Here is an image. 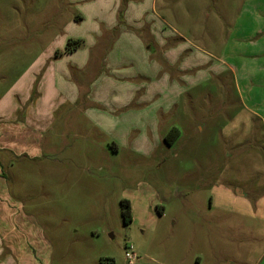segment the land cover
Instances as JSON below:
<instances>
[{"label":"rangeland","instance_id":"1","mask_svg":"<svg viewBox=\"0 0 264 264\" xmlns=\"http://www.w3.org/2000/svg\"><path fill=\"white\" fill-rule=\"evenodd\" d=\"M217 2L218 15L225 4ZM207 5L215 13L213 0ZM73 8L67 0H0V121L51 126L35 156L15 155L4 169L2 199L17 228L46 239L49 264H264V126L242 108L233 60L212 58L210 43L201 54L220 72L181 86L167 115L148 109L129 112L127 126H82L57 100L53 110L42 104L52 93L43 60ZM222 29L205 35L220 39ZM173 127L179 136L167 142ZM19 133L0 134L3 145L18 143Z\"/></svg>","mask_w":264,"mask_h":264},{"label":"crops","instance_id":"2","mask_svg":"<svg viewBox=\"0 0 264 264\" xmlns=\"http://www.w3.org/2000/svg\"><path fill=\"white\" fill-rule=\"evenodd\" d=\"M193 2L197 13H192ZM207 2L67 0L75 15L45 54L42 84L52 93L45 94L42 104L53 110L57 100L63 115L82 119V126L86 120L93 126H127L129 112L148 109L167 115L176 107L172 97L180 94L181 86L205 81L209 71L220 72L218 67L207 69L208 56L201 54L211 43L216 51L212 58L233 60L230 68L242 108L264 126V0H223L225 7L218 15L217 0H213L215 13H208ZM220 22L230 31L223 30ZM218 27L225 36L205 35ZM69 40H80L81 47L67 52ZM12 104L16 109L17 103ZM158 120L156 126L166 124ZM50 127L30 125L28 118L0 121V134L20 132L18 143L3 145L0 139V264H49L46 239L35 229L19 230L2 198L7 191L4 169L15 155L33 157L31 149L43 147ZM48 145L53 147L52 142ZM16 147L21 149L16 152Z\"/></svg>","mask_w":264,"mask_h":264},{"label":"trees","instance_id":"3","mask_svg":"<svg viewBox=\"0 0 264 264\" xmlns=\"http://www.w3.org/2000/svg\"><path fill=\"white\" fill-rule=\"evenodd\" d=\"M81 47V41L80 40H69L66 45V51L72 52L78 48ZM179 136V129L176 127L171 128L169 130L168 134L165 136V141L172 142L175 141ZM122 215L124 222L126 224L132 222V212H131V205L130 202L127 200L122 201Z\"/></svg>","mask_w":264,"mask_h":264},{"label":"built area","instance_id":"4","mask_svg":"<svg viewBox=\"0 0 264 264\" xmlns=\"http://www.w3.org/2000/svg\"><path fill=\"white\" fill-rule=\"evenodd\" d=\"M126 257L130 262L134 261L136 259L135 249L132 245L128 248V251L126 253Z\"/></svg>","mask_w":264,"mask_h":264}]
</instances>
